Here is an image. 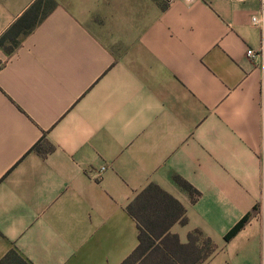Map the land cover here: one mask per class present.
<instances>
[{
    "label": "crops",
    "instance_id": "0c3cea01",
    "mask_svg": "<svg viewBox=\"0 0 264 264\" xmlns=\"http://www.w3.org/2000/svg\"><path fill=\"white\" fill-rule=\"evenodd\" d=\"M259 8L0 0V264H122L150 185L185 208L181 244L210 241L197 264H264Z\"/></svg>",
    "mask_w": 264,
    "mask_h": 264
},
{
    "label": "trees",
    "instance_id": "16d2710c",
    "mask_svg": "<svg viewBox=\"0 0 264 264\" xmlns=\"http://www.w3.org/2000/svg\"><path fill=\"white\" fill-rule=\"evenodd\" d=\"M17 27L16 24L11 31L14 32ZM13 41L14 46L8 48L10 53L18 45L16 39ZM0 45L4 46L2 39ZM176 182L185 190L195 192V189L181 178L177 177ZM128 211L138 222L139 245L122 264H197L202 258L203 250L210 249L209 240L205 241L203 249L198 247L197 242L202 235L199 231L190 234L189 243L186 245L181 244L178 237L170 233L174 224L186 223V211L178 200L157 185H150L142 191L128 206ZM250 218L251 213L238 222L228 232L226 240H230L242 230Z\"/></svg>",
    "mask_w": 264,
    "mask_h": 264
},
{
    "label": "built area",
    "instance_id": "2783aa9c",
    "mask_svg": "<svg viewBox=\"0 0 264 264\" xmlns=\"http://www.w3.org/2000/svg\"><path fill=\"white\" fill-rule=\"evenodd\" d=\"M165 2H170L173 0H164ZM238 3H243L246 0H235ZM251 24L258 28L260 31V43L259 47L254 49L250 48L247 50V57L250 58L251 60H257L259 62V65L261 66L263 72H264V0H260V8L259 10L252 15L251 17ZM262 160H264V155L262 157ZM106 170V167H102L98 175L99 177L102 176L103 172Z\"/></svg>",
    "mask_w": 264,
    "mask_h": 264
}]
</instances>
